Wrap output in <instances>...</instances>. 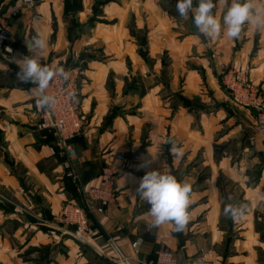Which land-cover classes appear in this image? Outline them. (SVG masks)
<instances>
[{
    "label": "crops",
    "instance_id": "obj_1",
    "mask_svg": "<svg viewBox=\"0 0 264 264\" xmlns=\"http://www.w3.org/2000/svg\"><path fill=\"white\" fill-rule=\"evenodd\" d=\"M139 1L34 0L30 7L21 0H0V18L10 19V11L20 9L9 20L12 63L0 65L8 79L0 87V192L7 200H0V244L9 249L13 240L23 248L43 245L40 231L54 229L65 204L83 203L81 193L99 187L103 169L121 166L114 156L123 153L130 169L116 183L117 200L91 216L88 246L81 250L70 234L60 242L46 241L55 243L51 263L109 264L98 252L105 253L113 241L135 258L133 264H155L158 242L174 252L177 264L195 261L204 249L207 260L217 264H264V140L256 134L250 141L248 122L241 120L250 121L249 115H236L240 111L219 80L225 70L242 67L264 89V29L246 24L235 40L222 28L219 37L205 36L206 42L197 35L177 41L180 32H171L170 17L164 14V23L153 15L158 0ZM215 2L214 13L223 23L226 6ZM262 7L264 0H257ZM151 14L157 24L154 41ZM143 15L150 18L145 25ZM145 29L149 32L141 35ZM37 35L45 47L28 49ZM26 55L81 71L86 127L71 153L61 149L54 134L37 129L35 85L17 78L13 62ZM169 138L183 148L182 157L170 153ZM251 151L257 154L250 160ZM151 170L192 185L190 220L182 232L172 223L149 228L150 206L135 193ZM222 176L235 185L231 201L239 190L248 206L240 220L224 216ZM61 244L68 248L65 256ZM3 255L5 264H18L20 258L5 250Z\"/></svg>",
    "mask_w": 264,
    "mask_h": 264
},
{
    "label": "clouds",
    "instance_id": "obj_2",
    "mask_svg": "<svg viewBox=\"0 0 264 264\" xmlns=\"http://www.w3.org/2000/svg\"><path fill=\"white\" fill-rule=\"evenodd\" d=\"M226 6L222 22L214 13L215 0H177L176 11L179 16L192 21L199 33L206 37L216 38L222 33L229 39H239L246 24L257 30L264 29V7L257 8V0H219ZM28 49L42 50L45 41L39 35L27 43ZM11 51V49H8ZM19 67L17 78L22 82L35 85L36 105L41 109H50L56 104V97L48 93L53 81L67 83L71 73L64 67L42 64L38 55L24 56L14 59ZM73 102H77L76 93H72ZM165 143L171 145L169 151L175 157L183 156V148L171 138ZM157 155L152 154L156 159ZM192 185L187 181L178 180L170 172L151 170L141 178L135 195H138L150 207L148 215L151 217L149 228H156L166 223H172L176 232H182L189 220ZM231 200V197H229ZM248 210L246 204L228 203L224 207V216L234 221L242 219ZM141 242H137L139 246Z\"/></svg>",
    "mask_w": 264,
    "mask_h": 264
},
{
    "label": "built area",
    "instance_id": "obj_3",
    "mask_svg": "<svg viewBox=\"0 0 264 264\" xmlns=\"http://www.w3.org/2000/svg\"><path fill=\"white\" fill-rule=\"evenodd\" d=\"M24 5L32 7L34 0H21ZM20 13L19 8H13L10 11V19L0 18V57L4 60L12 62L10 57V51H8V43L10 41V27L9 20L16 18ZM40 21V20H38ZM41 22V21H40ZM10 60L8 59V56ZM69 70L71 73L70 80L67 83H60L53 81L47 90L49 94L56 97V104L50 109L39 110V123L38 129L43 132L54 134L59 142L62 150L66 153H71L73 150V142L84 134V118L80 106V69L72 65L60 66ZM227 79L230 81L226 83L227 87L232 90L235 103L255 109L258 118V131L263 134L264 137V105L261 100L257 98V95L253 99L240 98L236 96L237 92L244 95H252L253 86L249 82L245 73L231 72L228 74ZM225 77V78H226ZM76 93L77 102H73L72 93ZM253 96V95H252ZM260 101V102H259ZM115 159H117L121 166H107L103 169L99 187L91 188L87 191L86 199L88 197L87 205L89 211L82 206L69 203L63 208L62 214L55 220L60 225H68L72 227L76 234L75 239L80 241L86 240V235L89 232L88 217L93 216L95 212L104 213L105 210L117 200L116 183L118 179L123 176L130 169V162L126 159L123 153H116ZM98 205V208H96ZM61 229V228H59ZM158 251V258L155 264H177L174 252L161 245ZM117 259L116 264H133L135 258L128 257L124 252L116 245ZM137 249V247H135ZM208 251L202 250L197 259L189 264H217L212 261H208L206 256Z\"/></svg>",
    "mask_w": 264,
    "mask_h": 264
},
{
    "label": "rangeland",
    "instance_id": "obj_4",
    "mask_svg": "<svg viewBox=\"0 0 264 264\" xmlns=\"http://www.w3.org/2000/svg\"><path fill=\"white\" fill-rule=\"evenodd\" d=\"M145 1L146 0H140L139 2H140V4H143ZM176 3H177V0H158V4H159L158 8L159 9L155 10L153 12V15L156 14V15L160 16L161 17V21H163L164 23H168L167 19H168V17H170V20H171L172 25H173V28L170 29L171 32L172 31H175L176 33L180 32L179 36H176V38H175L177 41H178L179 38L185 39L186 37H188V35L196 36L198 30L196 29V27H195V25H194V23L192 21L191 14H190L188 20L182 19L179 16V13L176 11ZM216 4H218V3H216ZM136 5H138V2H136ZM151 13H152V11H151ZM164 14L167 15L168 17L164 16ZM148 19H150L148 16L143 15V23H144L143 25H145V23H147V21L149 23ZM164 19H166V20H164ZM153 20H154V17H152V14H151V39H152V41H154L153 35H155V34H153V28H155L156 27L155 25H157L155 22L153 23ZM167 25H169V24H167ZM141 26H142V23H141ZM148 32L149 31H147V29H145L143 32H141V35L142 34L145 35V33L147 34ZM167 35H169V31L166 32V36ZM164 36H165V34H163V33L160 35V37H164ZM171 40L173 42L172 38H171ZM7 57L10 60L11 56L9 57V55H8ZM11 60H12V57H11ZM3 63H7L8 64L10 62L8 60H4V59H2L0 57V65H2ZM231 72L245 73L247 78H248V80H249V82L253 86V91H252V95L253 96L249 95V94L242 95V94H240L238 92H237L236 96H238L240 98L248 97L249 99L252 100L253 97L255 95H257V98H259L261 100L262 104L264 105V89L262 88V86L260 84L256 83L251 78L249 70L246 69V68H242V67H240V68H232V69L229 68V69L225 70L221 74L220 79H219L221 87H222L225 95L228 97L227 98L228 101L231 103V105H233V107H234V109L236 111H240V113L236 112V115L240 116L241 112L245 113L246 115H249V117H247V116L246 117L248 119H250V121H248L245 118V116H242L241 120H244V121L248 122V128L250 130V141L252 142L251 139L256 134H259L260 137L263 135V134L259 133V131H258L257 112L255 111V109H252V108L250 109L248 107L240 106V105L235 103V100L233 99L235 96L233 95L232 90H230L227 87V85H226V83L230 82L227 79L226 76L228 74H230ZM150 74H151V71H150L149 75H147L146 77H150ZM7 81H8V79L6 77L4 69H3L2 66H0V87H2L5 84H7L8 83ZM231 97H233V98H231ZM85 121L86 120L84 119V127H86ZM38 123H39V115H38V118H37V121H36L37 129H38ZM262 138L264 140L263 136H262ZM257 139L258 138L256 137V140ZM262 142L264 143V141H262ZM255 154H257V152H255V151L252 152L251 151V152L246 154V158L251 160L255 156ZM230 181H231V179H229L227 176H222L221 177V184H222V187L224 188V191H225L226 197H227V199L224 197L225 200H223V202L225 203V205L228 204V203L240 204V203H242V200L240 198L242 194L240 193L239 190L236 192V194L234 193L235 196H234V199L232 201L228 199V197L231 196L230 193H232V191L234 189H236L235 185L233 183H231ZM238 186L239 185L236 184V187H238ZM86 195H87V192L85 193V198H86ZM0 200L2 202L7 201L4 198V196L1 194V192H0ZM86 201H88V197H87ZM77 202L75 204H78L79 206L81 205L82 208H85V206L83 205L81 200H80V203H77ZM67 204H69V203H67ZM67 204H65V205H67ZM65 205L63 206V208L65 207ZM63 208H62V211H63ZM96 208H98V207H96ZM62 211H61L60 215L62 214ZM60 215H58L57 217H59ZM57 217H55L54 220H53V226H54L55 230L53 228H51V226L49 225L50 226L49 227V231H40L39 239L41 240V242H44L43 245H41V246H31L29 248H23L21 246L22 244H20L19 242H16L15 240H13V246L11 247V249H9V247H7V246L4 247L3 246V241H1V244H0V264H5V262L2 259L3 257L6 256V255H3L4 254V250L7 251L12 256H16V257L20 258L18 264L19 263L20 264H55V263H51L52 255L55 256V252L53 253L54 249L52 250L51 246L55 245V243L51 244L50 242H46V241H54V240L57 241V240H59L61 238V236L68 235V234H70L72 236V238L74 239V244H76L78 247H80L81 250H84V247L88 246V240L91 239V238H88V236L90 234V224H91V219L90 218H92L93 216L92 217L90 216V218L88 217L89 232L86 235L87 239L84 240V241H80V240L74 238V235L76 234V231L73 228H71L70 226H68L66 224H64V225L58 224L56 222V220H55ZM47 226H48V224H47ZM59 228H61V229H59ZM2 229L3 228L0 227V237H2V234H3L2 233ZM60 240H59V242H60ZM114 244L115 243L113 241H110L109 245H108V248L105 251V253H103L104 251L98 252L99 255L106 257L107 262L109 264H116V262L119 260V259H117L118 256H117V251L115 249V245ZM16 245H18V247H16ZM61 245H59V247ZM5 248H7V249H5ZM60 248H63V249H61L62 250V254L61 255L62 256L67 255V251L66 250L68 248H66L65 245H62ZM22 251H23V253H22ZM15 264H17V262H15Z\"/></svg>",
    "mask_w": 264,
    "mask_h": 264
},
{
    "label": "water",
    "instance_id": "obj_5",
    "mask_svg": "<svg viewBox=\"0 0 264 264\" xmlns=\"http://www.w3.org/2000/svg\"><path fill=\"white\" fill-rule=\"evenodd\" d=\"M197 35L204 41L206 42V38L203 34L199 33L197 31ZM81 198H82V201H83V205L85 206V208L87 209V211H89V208H88V205H87V201H86V198H85V195L83 193H81Z\"/></svg>",
    "mask_w": 264,
    "mask_h": 264
}]
</instances>
